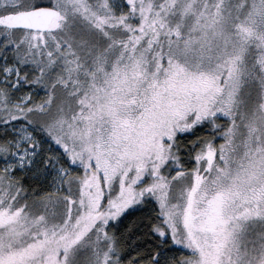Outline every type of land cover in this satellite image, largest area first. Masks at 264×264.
Returning <instances> with one entry per match:
<instances>
[{
	"label": "snow or ice",
	"instance_id": "snow-or-ice-1",
	"mask_svg": "<svg viewBox=\"0 0 264 264\" xmlns=\"http://www.w3.org/2000/svg\"><path fill=\"white\" fill-rule=\"evenodd\" d=\"M0 264H264V0H0Z\"/></svg>",
	"mask_w": 264,
	"mask_h": 264
}]
</instances>
